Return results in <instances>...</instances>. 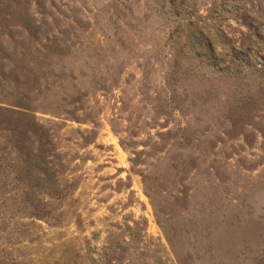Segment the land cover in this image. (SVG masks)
Returning <instances> with one entry per match:
<instances>
[{
    "label": "rangeland",
    "instance_id": "obj_1",
    "mask_svg": "<svg viewBox=\"0 0 264 264\" xmlns=\"http://www.w3.org/2000/svg\"><path fill=\"white\" fill-rule=\"evenodd\" d=\"M0 264H264V0H0Z\"/></svg>",
    "mask_w": 264,
    "mask_h": 264
}]
</instances>
